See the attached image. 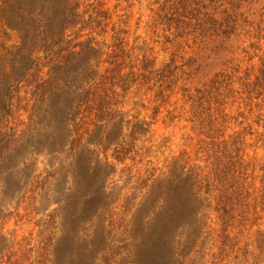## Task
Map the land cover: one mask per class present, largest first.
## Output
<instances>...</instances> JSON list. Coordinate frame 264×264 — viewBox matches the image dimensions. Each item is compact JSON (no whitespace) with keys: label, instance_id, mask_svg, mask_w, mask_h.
<instances>
[{"label":"trees","instance_id":"1","mask_svg":"<svg viewBox=\"0 0 264 264\" xmlns=\"http://www.w3.org/2000/svg\"><path fill=\"white\" fill-rule=\"evenodd\" d=\"M250 2L163 1L160 57L102 0H0V215L38 217L35 238L0 224V264H264V230L246 237L264 227V49L242 75L232 65L262 40ZM178 96L162 120L183 119L194 151L150 166Z\"/></svg>","mask_w":264,"mask_h":264},{"label":"rangeland","instance_id":"2","mask_svg":"<svg viewBox=\"0 0 264 264\" xmlns=\"http://www.w3.org/2000/svg\"><path fill=\"white\" fill-rule=\"evenodd\" d=\"M165 0H102L103 8L109 11V14L113 16V21H121L122 19L125 20V17L128 19V30H129V41L132 42L134 38L139 36L141 39L146 40L148 43L153 44L156 47V51L160 55V57L166 56L162 50L167 49V52H170L173 48H171V44L167 43V40L170 41L173 38V33L167 32V27L164 25H154L153 24V12H155L160 4L163 3ZM250 1V0H249ZM253 2L246 4L244 6L245 10H250V18L254 20L257 24L262 22L264 23V0H252ZM152 10V11H151ZM16 42L15 37L12 35L9 43ZM156 41L157 43H154ZM247 42V41H246ZM245 43L243 46H245ZM182 47V44L179 45ZM193 47V46H192ZM238 48V43L236 44ZM171 48V49H169ZM257 49L254 50L252 48L246 47L244 51L235 50L236 55L232 56L233 62L232 65H236L240 67L238 71V75H242L243 72L246 70L245 68H251L257 64L258 56L261 54L262 50L264 49V25L262 26V40L257 42ZM213 49V48H210ZM214 50V49H213ZM183 51H187L186 56H190L192 54L191 51L184 49ZM182 52V50L180 51ZM197 57V56H196ZM214 57L213 55L211 56ZM225 59V58H224ZM223 58L221 59H213L212 63L209 65L207 69L200 70L198 74H195L190 81L191 86H196L205 82L207 79L211 78L216 71L220 69H224L222 67ZM198 63V62H197ZM206 64V62H205ZM203 68V67H202ZM229 69H227L228 71ZM179 99V101L177 100ZM174 98L162 111V114L159 115L157 121L152 127V143L151 145L155 146L156 148L151 149L147 156L144 157V162H150L151 165H157L156 161H160L163 156L169 154V152H177L180 150H187L189 152L194 151V144L195 138L192 135L191 131L189 130L188 124L182 119L180 121L174 122L172 125H169L167 122H163L162 117H164L166 109H173L175 106L181 108L182 102L180 100V96ZM257 101H254L251 105L250 115L247 116V121H244V124L247 122L252 123V118L256 113L257 107L254 104ZM228 109L231 112H234V116L237 114L234 104L229 106ZM245 112V111H244ZM149 115L150 112L142 111L141 115ZM21 120L26 122V115L23 114L21 116ZM242 119H238V122ZM21 128V125H19ZM254 130L257 131V127H254ZM188 136H191L188 138ZM163 143L161 145L160 143ZM257 147V146H256ZM254 147L252 151H250L251 156H260V150ZM163 155V156H162ZM158 160H156V159ZM37 160L40 162L38 166L42 167V158L37 157ZM143 169V168H141ZM4 206L7 207L6 204ZM12 209H10L11 211ZM38 217L30 216L29 218L24 219L23 221L16 222L13 217L6 219L3 215H0V224L4 227V232H8L10 234H16L18 238L28 237V238H35L37 235L38 228L34 225V220ZM264 230V227H259L258 225H253L249 228V231L246 234V237H253L254 232L256 230ZM239 247V246H238ZM236 247V249L238 248ZM234 252L230 255L233 256ZM229 257V258H230Z\"/></svg>","mask_w":264,"mask_h":264}]
</instances>
